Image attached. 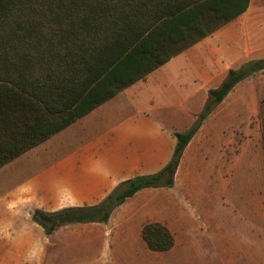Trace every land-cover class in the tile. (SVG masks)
Listing matches in <instances>:
<instances>
[{
	"label": "trees",
	"instance_id": "obj_1",
	"mask_svg": "<svg viewBox=\"0 0 264 264\" xmlns=\"http://www.w3.org/2000/svg\"><path fill=\"white\" fill-rule=\"evenodd\" d=\"M250 0H0V168L144 79L246 11ZM264 72V58L230 69L209 90L208 117L245 79ZM200 124L176 132L159 172L120 183L101 203L33 219L52 235L61 227L107 223L138 192L170 188ZM141 239L167 252L173 235L148 223Z\"/></svg>",
	"mask_w": 264,
	"mask_h": 264
},
{
	"label": "rangeland",
	"instance_id": "obj_2",
	"mask_svg": "<svg viewBox=\"0 0 264 264\" xmlns=\"http://www.w3.org/2000/svg\"><path fill=\"white\" fill-rule=\"evenodd\" d=\"M251 21L244 16L231 31L246 36L231 69L264 58V34ZM202 110L193 120L184 110L162 118L178 132L200 124L174 185L136 195L108 225H72L67 239L55 232L49 264H264V72L239 83L205 119ZM153 222L173 235L169 251L152 252L141 239Z\"/></svg>",
	"mask_w": 264,
	"mask_h": 264
},
{
	"label": "crops",
	"instance_id": "obj_3",
	"mask_svg": "<svg viewBox=\"0 0 264 264\" xmlns=\"http://www.w3.org/2000/svg\"><path fill=\"white\" fill-rule=\"evenodd\" d=\"M244 16L264 34V0H250L246 11L221 28L0 168V264H49L59 243L35 222V211L96 205L123 181L168 164L178 131L167 129L162 118L184 110L193 120L203 109L208 91L219 87L246 40L231 34ZM193 100L199 109L185 110ZM127 201L107 223L80 225H108ZM70 226L58 229L57 236L69 238L62 233Z\"/></svg>",
	"mask_w": 264,
	"mask_h": 264
}]
</instances>
